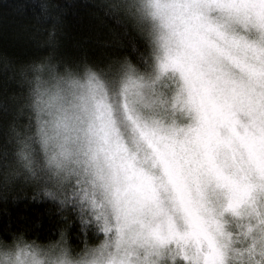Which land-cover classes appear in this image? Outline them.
Instances as JSON below:
<instances>
[{
    "label": "snow or ice",
    "instance_id": "6c2138e0",
    "mask_svg": "<svg viewBox=\"0 0 264 264\" xmlns=\"http://www.w3.org/2000/svg\"><path fill=\"white\" fill-rule=\"evenodd\" d=\"M91 7L100 61L57 52L55 0H0L50 41L0 53V264H264V0Z\"/></svg>",
    "mask_w": 264,
    "mask_h": 264
},
{
    "label": "trees",
    "instance_id": "16d2710c",
    "mask_svg": "<svg viewBox=\"0 0 264 264\" xmlns=\"http://www.w3.org/2000/svg\"><path fill=\"white\" fill-rule=\"evenodd\" d=\"M64 10V29L55 38L58 53L70 57L87 56L93 61L108 55L104 44L105 27L93 15L94 0H55ZM48 25L24 19L18 26L0 29V53H6L19 63L31 62L49 54ZM4 211L0 205V212ZM8 211H24L22 204L9 205ZM33 216L32 208L27 210Z\"/></svg>",
    "mask_w": 264,
    "mask_h": 264
}]
</instances>
